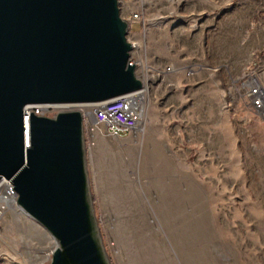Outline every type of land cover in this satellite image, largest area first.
<instances>
[{
  "label": "rangeland",
  "instance_id": "374dc122",
  "mask_svg": "<svg viewBox=\"0 0 264 264\" xmlns=\"http://www.w3.org/2000/svg\"><path fill=\"white\" fill-rule=\"evenodd\" d=\"M120 7L148 90L142 130L118 137L85 121L89 192L107 257L264 264V106L254 107L249 94L253 83L264 89V0H120ZM179 191L204 198L177 212L201 220L205 237L192 249L157 208L165 193ZM9 208L0 219V264H51L53 235Z\"/></svg>",
  "mask_w": 264,
  "mask_h": 264
},
{
  "label": "water",
  "instance_id": "95a60500",
  "mask_svg": "<svg viewBox=\"0 0 264 264\" xmlns=\"http://www.w3.org/2000/svg\"><path fill=\"white\" fill-rule=\"evenodd\" d=\"M120 0H0V183L57 246L51 264H111L86 166L91 108L146 85ZM44 104H67L55 117ZM31 108V118H26Z\"/></svg>",
  "mask_w": 264,
  "mask_h": 264
},
{
  "label": "built area",
  "instance_id": "2783aa9c",
  "mask_svg": "<svg viewBox=\"0 0 264 264\" xmlns=\"http://www.w3.org/2000/svg\"><path fill=\"white\" fill-rule=\"evenodd\" d=\"M133 17L137 18L138 14L135 13ZM135 62H137V60L135 61L132 58V63ZM261 86V83H253L249 87V94L252 96L254 107L264 106V94L261 93ZM147 90L148 89L144 87L142 90L117 96L99 105L87 108L83 113H85L86 117L88 112L93 113L96 116V124L105 126L109 134L122 137L131 131H137L143 128L145 116L143 103L147 100ZM50 109L58 110V112H60L70 110L72 107L67 104H44L37 106L34 110L36 114L45 115L44 113ZM31 113L32 109L26 108V118L30 119ZM89 125L93 124L89 123ZM3 179L6 180V183L9 182L7 184L10 185L7 192L8 195H11L13 199L17 200L18 195L14 190L13 182L5 178ZM10 200L11 199L8 201L0 200V219L10 209Z\"/></svg>",
  "mask_w": 264,
  "mask_h": 264
},
{
  "label": "crops",
  "instance_id": "0c3cea01",
  "mask_svg": "<svg viewBox=\"0 0 264 264\" xmlns=\"http://www.w3.org/2000/svg\"><path fill=\"white\" fill-rule=\"evenodd\" d=\"M203 199V194L197 192H167L164 194L163 206L157 207L163 219L162 221L166 225V228L172 233L178 232L183 234L182 238L184 237V240L187 242L185 245H183V247L186 249H192L198 245L199 241L204 239L205 234L203 233L204 230H202V228L197 227L201 222L198 217L188 218L185 215L178 214L177 212H179V209L182 210L185 208L188 209V207L195 208V206H203ZM182 222L186 223L188 226L181 228L180 223ZM146 226L148 229H150L152 224L147 223ZM173 237L177 238L175 235H173ZM192 253L194 256H196V258L199 256V253L195 251ZM200 256L203 257L204 255L201 254ZM210 259H212V257H210ZM211 261L208 262V264H216ZM179 264H203V259H181Z\"/></svg>",
  "mask_w": 264,
  "mask_h": 264
},
{
  "label": "bare ground",
  "instance_id": "6f19581e",
  "mask_svg": "<svg viewBox=\"0 0 264 264\" xmlns=\"http://www.w3.org/2000/svg\"><path fill=\"white\" fill-rule=\"evenodd\" d=\"M261 93L264 94V89L263 87H261ZM143 107L145 108V102L143 103ZM264 111V109H263ZM264 113V112H263ZM143 129V128H142ZM140 129V130H142ZM9 183V182H7ZM6 183V180H1V183H0V200H3V201H8L9 199L10 200V207L11 208H18L19 209V213H24V210L22 208H20L17 204V200L16 199H13L11 195H8V189H9V184ZM15 209V208H14ZM17 209V210H18ZM56 241V240H55ZM55 247L53 249H51L50 251H48L47 255H51L52 254V251L55 250L56 246H57V241H56V245H54Z\"/></svg>",
  "mask_w": 264,
  "mask_h": 264
}]
</instances>
